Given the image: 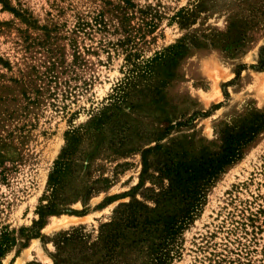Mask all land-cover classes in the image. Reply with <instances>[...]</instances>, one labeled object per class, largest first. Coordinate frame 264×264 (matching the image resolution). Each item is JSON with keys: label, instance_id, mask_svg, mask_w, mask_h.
I'll return each instance as SVG.
<instances>
[{"label": "rangeland", "instance_id": "1", "mask_svg": "<svg viewBox=\"0 0 264 264\" xmlns=\"http://www.w3.org/2000/svg\"><path fill=\"white\" fill-rule=\"evenodd\" d=\"M261 63L264 0H0V264H96L59 234L134 201L161 228L187 192L164 264H264Z\"/></svg>", "mask_w": 264, "mask_h": 264}, {"label": "trees", "instance_id": "2", "mask_svg": "<svg viewBox=\"0 0 264 264\" xmlns=\"http://www.w3.org/2000/svg\"><path fill=\"white\" fill-rule=\"evenodd\" d=\"M262 69H264L263 63H261V67L258 70ZM240 145L230 144L225 150L226 156L223 159V163L215 165V168L208 172V176L214 177L219 174L225 163L227 165L237 158ZM183 200L193 201L190 203L185 202L184 205L192 207L194 210L178 212L174 217L167 219V222L163 223L161 228L156 227L147 217L143 216V213L148 212V208L134 201L128 204L122 203L117 207L112 220L101 226L97 240L90 246H87L84 242L83 228H76L69 233L59 234V242L56 245L59 246L60 242L82 243L81 249L83 251H91V256L102 255L96 264H126L127 248L133 250L138 245H141V247H138V252L143 254L145 252L143 247L146 245L148 248L146 249L147 258L151 259L154 264H164L169 257L170 246L174 243L175 238L190 224L194 213L198 210L196 207L199 199H197L195 194L190 195L187 192ZM55 214L56 212L52 208L39 209V219L28 236L30 238H38L45 217ZM129 235L133 237L130 241L128 240ZM5 236L6 234L3 235L4 239L0 243V256H2L8 245V239ZM149 239L154 241L149 243ZM151 248L154 249L152 252H150Z\"/></svg>", "mask_w": 264, "mask_h": 264}]
</instances>
